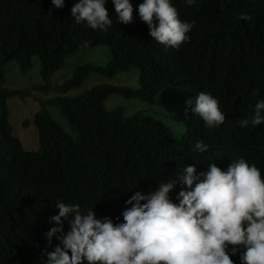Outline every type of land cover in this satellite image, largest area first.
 <instances>
[{"label": "trees", "instance_id": "trees-1", "mask_svg": "<svg viewBox=\"0 0 264 264\" xmlns=\"http://www.w3.org/2000/svg\"><path fill=\"white\" fill-rule=\"evenodd\" d=\"M74 2L64 0L56 9L50 0H0V264H41L42 250L51 251L57 243L53 238L48 245L43 235L52 226L47 217L58 211L52 208L57 199L111 219L119 217L133 192L155 190L156 182L174 178L184 164L194 165L196 172L206 171L208 163L224 170L239 155L264 174V123L239 126L264 99V0H194L191 6L170 0L181 21L193 22L188 41L176 48L148 35L136 10L142 0H129L128 24L116 21L106 0L112 20L106 31L76 23L70 15ZM240 13L248 19H240ZM103 44L109 50L105 65L81 64L55 89L66 93L91 72L112 77L131 67L139 68L138 86L98 83L77 96L48 100L59 106L78 137L74 140L43 106L31 119L38 149L26 150L11 133L6 99L29 96L31 88L4 86L1 64L14 60L24 73L37 57L45 83L32 88L43 90L68 54ZM167 85L183 87L188 99L199 92L214 96L224 122L207 128L185 104L170 115L183 125L176 135L158 117L104 107L111 94L154 102ZM197 141L208 150L196 153ZM177 191L169 193L173 202Z\"/></svg>", "mask_w": 264, "mask_h": 264}, {"label": "clouds", "instance_id": "clouds-1", "mask_svg": "<svg viewBox=\"0 0 264 264\" xmlns=\"http://www.w3.org/2000/svg\"><path fill=\"white\" fill-rule=\"evenodd\" d=\"M50 2L56 9L64 7V0ZM111 3L117 22H132L129 0ZM183 3L191 6L194 0ZM105 4L106 0H75L70 15L78 24L106 31L112 20ZM136 10L157 43L176 48L188 41L193 22L181 21L170 0H142ZM239 18L248 19L244 13ZM185 103L207 128L225 120L209 93L199 92ZM261 123L264 99L239 126ZM207 150L202 141L194 145L198 154ZM229 160L224 170L208 163L202 172L184 164L174 178L156 182L155 190L133 192L119 217L111 219L97 218L93 208L82 210L79 204L57 199L52 208L58 211L47 217L52 226L43 234L48 245L53 238L57 243L51 251L42 250L41 264H264V174L244 156ZM174 187H179L175 202L169 196Z\"/></svg>", "mask_w": 264, "mask_h": 264}, {"label": "rangeland", "instance_id": "rangeland-1", "mask_svg": "<svg viewBox=\"0 0 264 264\" xmlns=\"http://www.w3.org/2000/svg\"><path fill=\"white\" fill-rule=\"evenodd\" d=\"M109 59L108 46L103 44L95 47L80 48L74 53L68 54L63 65L54 71L47 80V89H33V85L45 83L40 75V62L37 57L32 58V66L24 73H21L16 61H7L1 64L4 77V86L8 89L31 88V95H12L6 99L8 108V122L11 126V133L15 135L26 150H37L38 139L36 127L31 121L34 113L43 106L50 113V116L76 140L78 134L71 130L68 121L64 118L57 104L47 102L58 95L74 97L91 86L98 83L123 85L128 87L138 86L139 68L131 67L127 71H118L112 77L97 72L89 73L82 85L69 90L66 93H59L55 87L69 79L73 70L84 63L103 66ZM188 92L180 86L167 85L155 97L154 102H146L141 99H128L118 94L109 95L104 101V107L108 110L121 106L126 115L135 113L152 115L158 117L176 135L183 131L181 121L175 120L170 115L181 111L188 100ZM27 120V122H24Z\"/></svg>", "mask_w": 264, "mask_h": 264}]
</instances>
